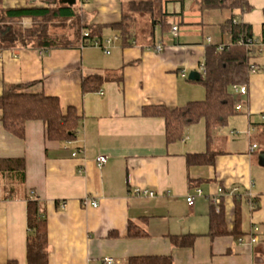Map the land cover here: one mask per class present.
Returning <instances> with one entry per match:
<instances>
[{
	"label": "crops",
	"instance_id": "0c3cea01",
	"mask_svg": "<svg viewBox=\"0 0 264 264\" xmlns=\"http://www.w3.org/2000/svg\"><path fill=\"white\" fill-rule=\"evenodd\" d=\"M68 1L81 6L92 24H111L122 18L121 0ZM189 1L196 14L209 12L214 19H191ZM249 1L253 9L244 14L236 11L235 19L252 24L253 32L255 25H261L260 33H254L258 37L263 31L264 0ZM44 4V0H1L0 9ZM164 8L171 13L169 31L152 25V41L138 42V15L132 22L130 44L119 39L110 53L94 43L119 35L112 28H105L100 40L75 48L44 51L13 45L1 51L0 95L5 84L35 81L31 91L57 96L63 110L75 107L80 119L75 136L68 139L71 143L47 140L41 120L27 122L25 136L20 138L4 128L0 109V158L25 161L23 182L0 173V264L8 260L27 263V197L31 192L45 210L49 264H108L106 257L113 259L112 264H126L141 255H171L173 264H264V148L260 141L264 75L251 74L245 84L247 93H234L239 112L213 131L210 142L201 120L186 128L182 140L168 143L164 118L143 115V107L174 108L205 98L199 81L204 74L205 46L230 43V35L220 24L232 14L202 11L195 0H168ZM6 24L0 35L12 40L13 24ZM22 24L30 26L31 19L23 18ZM173 25L179 27L177 36ZM159 42L164 44L161 52L154 48ZM191 71H197L200 79L190 80ZM93 74L109 78L98 91L85 93L82 79ZM253 144H257L254 149ZM208 149L218 152L213 165L188 166V154ZM100 155L107 158L102 165L97 161ZM197 179L204 182L191 187L190 181ZM196 187L203 193H194ZM220 187L224 189L220 211L228 229L235 225L236 201H242L245 235L238 239L208 235L211 197ZM143 189L156 194H142L139 190ZM190 194L194 195L192 204L187 202ZM85 198L97 206L85 204ZM130 223L133 231L143 234L129 235ZM255 225L258 240L252 242ZM186 233L198 234L195 244L175 247L171 236Z\"/></svg>",
	"mask_w": 264,
	"mask_h": 264
},
{
	"label": "trees",
	"instance_id": "16d2710c",
	"mask_svg": "<svg viewBox=\"0 0 264 264\" xmlns=\"http://www.w3.org/2000/svg\"><path fill=\"white\" fill-rule=\"evenodd\" d=\"M122 18L111 24H92L87 13L79 5L68 0H44L42 6H25L0 9V22L13 24L12 40L0 35V53L13 45L31 46L48 51L53 48H75L88 44L94 39L100 40L105 28L119 32L121 42L129 45L132 22L140 14L149 15L155 26L160 24L163 31H169L171 13L165 10L164 2L168 0H121ZM170 1V0H169ZM185 2L186 0H175ZM202 11L219 10L231 12L232 16L220 26L224 33L230 35V43L219 50L221 43L210 42L205 46L202 64L206 72L199 80L205 87L206 96L202 100L189 101L174 108L166 105L143 107V115L160 116L165 120L166 140L168 143L183 139L188 126L204 120L207 140L210 142L213 131L225 126L231 116L237 114L238 100L232 91L235 84H248L251 64L260 55L255 47L247 48L238 40L254 37L253 26L248 22L235 19V12H250L253 5L249 0H195ZM1 2V0H0ZM264 13V9H263ZM23 18L31 19L30 26L22 24ZM86 31V35L83 32ZM264 35L263 31L260 36ZM109 78L106 74L86 75L82 79L83 92L98 91ZM37 82L5 84L0 95V109L4 128L10 133L23 138L27 122L41 120L45 126L47 140L66 141L75 136L79 126L77 109L69 106L63 110L57 96L43 91L33 92L31 88ZM264 136V124H263ZM217 151L208 149L201 153L187 155L188 166L213 165ZM25 161L23 158H0V173L6 172L13 179L23 182L25 178ZM204 182V179L191 180V187ZM31 192L27 197V263L49 264L47 218L40 199ZM209 232L212 238L231 235L236 239L245 235L242 228V201H236L235 225L228 229L223 211L211 208L209 213ZM142 231H133L129 225V235L138 236ZM198 234L186 233L172 235L175 247H192ZM5 264H20L17 260H8ZM126 264H173L171 255H141L131 257Z\"/></svg>",
	"mask_w": 264,
	"mask_h": 264
},
{
	"label": "built area",
	"instance_id": "2783aa9c",
	"mask_svg": "<svg viewBox=\"0 0 264 264\" xmlns=\"http://www.w3.org/2000/svg\"><path fill=\"white\" fill-rule=\"evenodd\" d=\"M234 21L236 22V19H234ZM172 32L173 34H175L176 36L178 35V32H179V27L177 25H173L172 26ZM84 35H86V31L83 32ZM120 39V36L119 35H115V36H112V37H107L105 38L103 41H95V45H99V46H102L104 49H105V52L106 53H110V50L109 48L114 44L115 41L119 40ZM211 40H209L210 42ZM239 44H242L244 46H246L247 48H250V47H255L257 52L259 54H262L264 53V35L262 36H258V37H252V38H247L246 40L241 38L238 40ZM229 44V43H227ZM84 45V44H83ZM226 44L224 43H221L219 44L218 46V49L221 50L224 48ZM155 50L158 51V52H161L163 49H164V44L162 42H159L155 45ZM201 68L203 70V72L205 73L206 70H205V67L204 65L202 64L201 65ZM259 69V66L257 64H251L250 66V71L251 72H256L257 70ZM232 90L235 94H246L247 93V85L245 84H235L233 85L232 87ZM264 117V116H263ZM72 141L68 140L67 143H71ZM257 147V144H253L252 146V149L256 148ZM81 150H83V147L82 148H78L77 150L74 151L73 155L76 156L78 154V152H80ZM107 158L105 155H100L97 157V161H98V164L99 165H102L106 162ZM234 191L237 190L236 188L233 189ZM140 193L142 194H146V195H149V196H154L156 193L155 191L153 190H150V189H143V190H139ZM194 193L196 194H202V189L200 187H196L194 189ZM224 193V189L222 187H220L218 189V194L214 195L211 197V204L213 206V208L215 209L216 212H220V205H221V195ZM193 199H194V195L193 194H190L187 196V202L189 204H192L193 202ZM85 204H92L93 206H97V202L95 201H90L88 198H85V200L83 201ZM61 206L64 207L65 206V202H61ZM253 230H254V235L252 236L251 238V241L252 242H256L258 240V236L256 235V233L259 231V227L258 226H253ZM104 261L108 264H112L113 263V259L112 258H104Z\"/></svg>",
	"mask_w": 264,
	"mask_h": 264
},
{
	"label": "rangeland",
	"instance_id": "374dc122",
	"mask_svg": "<svg viewBox=\"0 0 264 264\" xmlns=\"http://www.w3.org/2000/svg\"><path fill=\"white\" fill-rule=\"evenodd\" d=\"M171 6H169V9H171ZM187 11L189 12V17L191 19H201V18L203 19L204 18L206 21H208L209 19H210L209 21H212L214 19V16L210 15L209 12H206L204 14V16H199L198 14H196V8L192 4V1H189V4L187 6ZM214 14H216V13H214ZM25 24H28V23H25ZM152 25H153L152 19L149 15H145V14L139 15L138 23L135 26V27H137L138 42H143V41H145V39H149V38H150V41H152V35L150 34V30L152 29ZM6 27H7L6 22H0V29L1 28L6 29ZM260 31H261V25H258V24L255 25L254 26V33H256V34L260 33ZM255 62L258 63L259 69L256 72L251 73L252 76L264 75V53L260 54L255 59ZM257 140H260L259 137L257 138ZM260 141H261L262 148H264V136L262 137V140H260Z\"/></svg>",
	"mask_w": 264,
	"mask_h": 264
},
{
	"label": "water",
	"instance_id": "95a60500",
	"mask_svg": "<svg viewBox=\"0 0 264 264\" xmlns=\"http://www.w3.org/2000/svg\"><path fill=\"white\" fill-rule=\"evenodd\" d=\"M189 79L190 80H199L200 74L197 71H191L189 74Z\"/></svg>",
	"mask_w": 264,
	"mask_h": 264
}]
</instances>
